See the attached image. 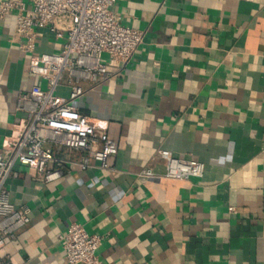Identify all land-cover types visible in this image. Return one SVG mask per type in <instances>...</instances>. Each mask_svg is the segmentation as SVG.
Listing matches in <instances>:
<instances>
[{
    "label": "crops",
    "instance_id": "0c3cea01",
    "mask_svg": "<svg viewBox=\"0 0 264 264\" xmlns=\"http://www.w3.org/2000/svg\"><path fill=\"white\" fill-rule=\"evenodd\" d=\"M113 11L144 40L125 67L104 56L114 76L83 82L72 104L107 124L118 153L81 169L83 153L59 149L64 175L50 184L17 166L7 189L31 222L0 260L68 264L61 237L79 223L103 237L105 264H264V0H116ZM14 28V15L0 20L1 153L25 117L19 94L40 83ZM38 32L37 54L61 51L64 39ZM57 93L68 98L67 76ZM160 150L204 164L203 177L165 178Z\"/></svg>",
    "mask_w": 264,
    "mask_h": 264
},
{
    "label": "built area",
    "instance_id": "2783aa9c",
    "mask_svg": "<svg viewBox=\"0 0 264 264\" xmlns=\"http://www.w3.org/2000/svg\"><path fill=\"white\" fill-rule=\"evenodd\" d=\"M116 0H3L0 20L14 15L13 40L29 58L30 73L40 83L19 94L17 111L25 114L16 135L0 152V249L30 222V209L16 207L10 201L7 180L17 177V166L36 172L37 179L50 184L64 175L66 162L57 157L59 149L83 153L77 163L87 169L91 162L107 169L108 160L118 153V145L109 138L105 122L94 121L72 104L85 94L83 82L97 84L111 79L104 56L118 67H125L142 44L145 33L123 25L113 11ZM41 28H48L65 42L59 53L37 54ZM67 76L68 98L57 90ZM164 177L190 181L202 178L204 164L175 157L160 150ZM141 176L157 177L152 169ZM234 212V208L229 209ZM68 264H105L98 256L103 237L90 234L79 223L69 225L61 237ZM0 264H12L0 260Z\"/></svg>",
    "mask_w": 264,
    "mask_h": 264
}]
</instances>
